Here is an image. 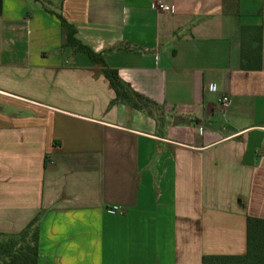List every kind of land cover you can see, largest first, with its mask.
I'll return each mask as SVG.
<instances>
[{
    "label": "crops",
    "instance_id": "0c3cea01",
    "mask_svg": "<svg viewBox=\"0 0 264 264\" xmlns=\"http://www.w3.org/2000/svg\"><path fill=\"white\" fill-rule=\"evenodd\" d=\"M157 1L0 0V232L38 215L32 264H201L264 219L263 0ZM58 13L162 110L116 103Z\"/></svg>",
    "mask_w": 264,
    "mask_h": 264
},
{
    "label": "trees",
    "instance_id": "16d2710c",
    "mask_svg": "<svg viewBox=\"0 0 264 264\" xmlns=\"http://www.w3.org/2000/svg\"><path fill=\"white\" fill-rule=\"evenodd\" d=\"M57 16L61 22L60 26L63 36L61 46L63 48L70 47L75 52L81 51V53H85L90 58L92 63L99 64L102 72L109 80L110 86L115 91L116 97L114 101L116 103L128 105L136 110H144L152 116H154L155 112L162 110V107L153 102L152 99L134 91L129 84L123 82L118 76L116 69L106 67L102 55L92 51L76 38L74 25L67 22L60 13ZM248 31L258 43L251 50L245 51L247 40L244 38V33ZM260 31V26L241 27V58L244 70H255L262 67L259 41ZM38 219L39 216L37 215L23 230L17 233L4 234L0 232V263H36L39 258ZM245 234L246 247L243 254H205L202 256L201 264H264V219L248 215L246 217Z\"/></svg>",
    "mask_w": 264,
    "mask_h": 264
},
{
    "label": "built area",
    "instance_id": "2783aa9c",
    "mask_svg": "<svg viewBox=\"0 0 264 264\" xmlns=\"http://www.w3.org/2000/svg\"><path fill=\"white\" fill-rule=\"evenodd\" d=\"M157 8L160 9V10H165V11H171V10H173V8H172L171 5L164 3L162 0H158L157 1ZM211 90H215V87L214 86H211ZM219 100H220L219 103L224 108H226L228 106L229 102H230L229 97L228 96H224V95H222Z\"/></svg>",
    "mask_w": 264,
    "mask_h": 264
},
{
    "label": "water",
    "instance_id": "95a60500",
    "mask_svg": "<svg viewBox=\"0 0 264 264\" xmlns=\"http://www.w3.org/2000/svg\"><path fill=\"white\" fill-rule=\"evenodd\" d=\"M176 121H180V122H183L184 120H183V118H181V117H176L175 119H173V124L174 123H176Z\"/></svg>",
    "mask_w": 264,
    "mask_h": 264
},
{
    "label": "rangeland",
    "instance_id": "374dc122",
    "mask_svg": "<svg viewBox=\"0 0 264 264\" xmlns=\"http://www.w3.org/2000/svg\"><path fill=\"white\" fill-rule=\"evenodd\" d=\"M200 129L202 130V127H200Z\"/></svg>",
    "mask_w": 264,
    "mask_h": 264
}]
</instances>
